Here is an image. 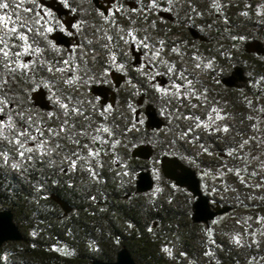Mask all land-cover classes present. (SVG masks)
I'll list each match as a JSON object with an SVG mask.
<instances>
[{
  "label": "trees",
  "instance_id": "obj_1",
  "mask_svg": "<svg viewBox=\"0 0 264 264\" xmlns=\"http://www.w3.org/2000/svg\"><path fill=\"white\" fill-rule=\"evenodd\" d=\"M35 1L0 0V4L7 5L0 8V19L5 25V32L0 34V111L8 105L7 111L14 108L18 114L15 128L0 138V210L12 212L23 235L21 241H8L0 246V264L113 261L122 246L138 264H207L211 261L264 264V239L260 236L264 231V167L256 164L257 152L264 144V132L259 131L258 123L264 122V56L247 52L242 43L243 37H259L264 44V34L258 36L256 31V9L264 5V0H250L247 6H228L223 10L207 5L204 0H197L200 3L195 5V9L201 8L202 12L205 9L223 16L221 31L210 30L211 34L220 32L223 37L217 47L212 45L209 49L225 61L223 67H217V76L226 74L235 64L245 68L248 81L238 89L225 88L217 78L212 79L214 75H210L206 84L201 63L198 69H190L191 40L187 26L193 24L199 28L200 25L188 18L189 0H174V9L161 5V0H135L137 7L129 9V15L106 17L93 12L91 7L89 11L86 5L92 19L88 26L93 29L94 23H102L111 33L123 26L129 34L123 35L128 47L135 44L138 37L143 38L142 21L148 26L144 33L149 37L158 35L170 42L164 49V64L170 72L163 74L167 83L158 87L163 91L174 86L172 94L176 96L147 100V72L155 68L151 65L147 68L142 61L138 67L126 64L127 81L120 88L114 106L108 107H101L89 96L88 81L78 89L76 84L65 81L64 67H69L68 72L74 74L84 72L85 78L94 73L97 63L89 62L86 54L84 57L71 55L55 47L49 39H43L38 27L41 25L34 14ZM86 1L82 0L84 5ZM164 6L174 14L173 22L157 18L156 11ZM129 27L130 30L135 27L137 33H130ZM246 28L249 29L247 34L242 31ZM174 36L178 39L171 40ZM79 45L72 49L79 50ZM142 47V52H146V47ZM204 48V45L197 48L201 55ZM117 51H111L113 56H110L115 57L111 62L114 69L120 66L118 59H126L121 52V56L115 55ZM54 58L60 63L61 91L58 102L45 111L33 105L31 91L41 84L40 79H47L46 73L53 68L50 65ZM82 67L86 68L78 72ZM183 69L187 71L181 72ZM174 74L180 76L176 77L177 81ZM76 81L82 83L80 79ZM140 96L146 104L153 102L157 113L164 116L160 129H146L139 116L135 121ZM9 105L14 107L9 110ZM164 105L172 106L171 110L177 115L174 129L168 126L165 112L161 110ZM35 113L43 115L45 120H38ZM95 114L97 123H104L115 137L111 138L112 142H106L104 148L94 141L101 148L99 155L90 159L83 148L86 139L91 140L89 133ZM136 127L140 130L136 136L145 135L141 142L149 141L153 145L149 160L131 157L130 145L124 151L118 148L122 133L132 132ZM168 128V136L161 137L165 144L159 142L156 137ZM152 139H157V144L154 145ZM163 155L177 156L193 168L205 195L203 178L211 179L226 190L222 199L208 197L214 203L231 206V210L215 217L208 225L194 223L190 218V200L185 204L186 212L176 207L177 198L192 200V195L164 177L155 200L145 199L154 193L153 187L136 193L134 183L138 171L148 169L149 161H159ZM11 160L17 161L19 166H9ZM127 182H130L129 187L125 185ZM51 194L64 199L71 211L64 214L50 198ZM232 212L238 214V223L235 228L224 229L221 221ZM248 237H252L249 245L248 240H243V244L239 240Z\"/></svg>",
  "mask_w": 264,
  "mask_h": 264
},
{
  "label": "rangeland",
  "instance_id": "obj_2",
  "mask_svg": "<svg viewBox=\"0 0 264 264\" xmlns=\"http://www.w3.org/2000/svg\"><path fill=\"white\" fill-rule=\"evenodd\" d=\"M132 1H135V0H132ZM256 10L259 13V14L257 13V16H256V19H257L256 20V23H257L256 31H257V35L259 36L261 34L262 35L264 34V5H258V8ZM143 24H144V22L142 21L140 24V25H142L140 28V31L143 34V38L138 37L134 43L140 49H144L142 46L146 47V52L144 51V53L141 57V60L144 62L145 65H147L146 66L147 68H150L151 66L155 68V69L151 68V70H150L151 72H149V71L147 72V88H146V90L148 92L146 94L148 96L147 100L148 99H154V101H156V100L160 99L159 96L163 97L164 95H166V97L167 96L169 97L171 95L176 96V95L172 94V92H174L172 90L174 86L173 87L170 86V88L166 87L165 90L162 91V90H159L158 84L154 81V77L156 75H163V74H166V72H170L169 69L166 70L167 68L165 67V64H164L165 63L164 62V56H165L164 49L167 47V42H168V44L170 42L168 40H166L165 37L161 38L158 35H155L153 38L149 37L148 34L144 33V30L148 26L146 27ZM94 26L95 27L92 29L91 26L87 25L86 31L82 32V34H81V44L79 45V50L84 52L82 55L86 54V56L90 57V59H88L89 62L97 63V65H98V66L96 65L97 68L94 71V73L90 74L88 77L84 78V75H86V74L84 72L81 73L82 77H81L80 81H82V83L79 82L78 85L81 84V86H83V85L85 86V82L88 81L89 88L91 85L97 84V83H105V84L109 85V83H110L109 73L114 69V67H111V66H113V64H111V62L114 61V59H115V57L110 58V56L112 55L111 51H113L114 49L118 50L115 55H120V52H121L122 54L129 56L130 60L132 59L130 52H129V47H128V45L125 44V42L123 40L124 34L129 35L127 30L123 29V26L117 27V29H118L117 32H113V33L108 31L109 30L108 27L103 25L102 23L96 22V23H94ZM124 27H126V26H124ZM152 29H154V27H152ZM247 29L248 28H246V30H242V31H245V33L247 34V32H248ZM4 32H5V25L3 23V19H0V34H3ZM129 32L130 33L131 32L137 33V29L134 27L130 30V27H129ZM150 34H152V33H150ZM112 37H114V39H112ZM143 39H146V42H144ZM174 39H178V36L172 37L171 40H174ZM255 39L260 40L262 42V40L259 37L255 38ZM250 41H252V39H249L247 37L246 38L243 37L242 43L247 47V44ZM240 44H241V42H240ZM55 56L58 57L57 54H55ZM25 57L27 59V56H25ZM54 59L55 60L50 65V67H53V68H51L49 70V73H46L47 79H45V81H44V79H40L38 81V83H41V84L35 85V87H33L32 91H31V92H33L39 86L42 87L45 90L47 99L49 100L51 105L54 102H58L59 94L61 91V81H60L61 80V71L59 69L60 63H59V60L56 62V58H54ZM51 60H52V58H51ZM118 60H120V59H118ZM118 60L116 62H118ZM118 64H120V63L118 62ZM30 65H31V63H30ZM84 68H86V67L79 68L78 72L81 70H84ZM116 70H118V68ZM186 71H187L186 69L181 70V72H186ZM166 75H168V74H166ZM174 76H175L174 81H177L176 77H180L178 74H174ZM200 76H201V74H200ZM152 80L154 81L153 84H151V83L149 84V82ZM157 87H158V89H157ZM153 88H155V89H153ZM88 92H89V90H88ZM177 93L178 92H176V94ZM79 94H81V91H79ZM146 103L147 102H143V104L141 105V113L139 115V119L142 123V126H144V120H145L142 108H143L144 104H146ZM150 103H152L154 105L153 102H150ZM162 103H164V102H162ZM9 106L11 107V105H9ZM7 107H8V105H7ZM7 107H5L3 111H0V115L2 116V118H0V138L2 137L3 134L4 135L9 134L11 128H15V126H16L15 121H16V117L18 116V114L16 113L14 108L12 109V107H14V106H12L11 108L9 107V110L12 109L11 111H7L6 110ZM171 107H170V105H164V106H162L161 110H163V112H165L164 115H165V118L167 119L166 121L169 123L168 126L172 127L174 129L176 127V124L174 123V121L177 118L176 117L177 115L174 114L175 112H173L171 110L172 109ZM34 115L40 121L45 120L43 118L44 117L43 115H40L37 113H35ZM159 116L164 119V116H162V114H159ZM97 117H98L97 114L92 116V125H91L92 129H90V133H89L90 134L89 137L91 138V140L89 141V139L87 138L86 139L87 141H85L86 144L83 148V151H85L87 154V158H90V159L93 158L94 156H98L100 148L101 147L104 148L106 142L108 143L109 140H110V142H112V139L114 140V137H115V134H112L109 130V127H107L104 123H102V122H101V124L97 123V121H98ZM99 119H100V117H99ZM33 120H35V119H33ZM258 123L260 125L259 131L264 132V122L261 121ZM139 131L140 130L137 127L132 132L124 131L122 133L123 139L122 140L119 139V141H118V148H120L121 150L124 151L130 145L131 146L130 150H131L134 146H136L138 144L145 143V142H141V139L144 138L145 135L144 136L143 135L136 136L139 133ZM169 133H170V131L168 128V130L166 129L165 132H162L163 135H159L156 138H158V141L161 142L162 140H164L161 137L162 136H168ZM118 134L119 133H116L117 137H118ZM133 135H134V137H133ZM129 138H130V140H129ZM259 138H260V136H259ZM132 140H135V141L133 142ZM152 140H153L154 145L157 144L156 143L157 139H152ZM94 141L97 144H99L101 147L100 146L97 147L96 143ZM93 142L95 144H92ZM162 142L165 144L164 141H162ZM146 143H149V144H151V146H153L152 143L149 141ZM1 161H2V157L0 155V162ZM111 164H112V162L110 163V166H111ZM256 164L258 165V167L259 166L264 167V144H262L260 146V148L257 152ZM11 165L14 167L19 166L17 161H12V160L9 161V166H11ZM148 165H149L148 169L150 170L151 176H152L153 181H154V185H153V189H154L153 192L154 193H152L150 196L148 195L145 198V199H147V201L149 199L155 200L154 198H157L156 190L160 189L161 185H163V176H162L160 168H159V161H149ZM129 184H130V182H127V184H125V185L129 187ZM202 184H203V187H205V189L207 190V196L209 195L211 198L213 197L214 199H217V198L222 199L226 196V194H225L226 190H222L221 186L219 187V186L215 185L214 181H212L211 179L203 178ZM189 200L191 202H193V199L191 200V199H188L187 197L177 198L178 202L176 204V207L181 209V211L186 212L185 204ZM147 201L145 203L148 205ZM211 202L214 203L213 200H211ZM142 206H144V204ZM149 206H150L149 208L151 209L153 207V203L152 202H151V204L149 203ZM237 215H238L237 213L234 214L233 212L229 215H226L224 220L221 221V223L223 224L222 226L225 227L224 229L228 230L231 228V226H234V228H235L236 223H238V220L236 218ZM250 220H251V218H250ZM262 224H264V223H262ZM260 234H261L260 236L264 239V231H263V233H260ZM251 239H252V237H248V238H244V239L239 238V240H241L242 244H243V240H245V241L248 240V242H247L248 245H249L250 241H252Z\"/></svg>",
  "mask_w": 264,
  "mask_h": 264
},
{
  "label": "water",
  "instance_id": "obj_3",
  "mask_svg": "<svg viewBox=\"0 0 264 264\" xmlns=\"http://www.w3.org/2000/svg\"><path fill=\"white\" fill-rule=\"evenodd\" d=\"M96 8L101 9V5L98 0H91ZM39 2L47 8L52 9L60 17L63 14H67L68 10L63 8L62 5L56 0H39ZM104 13L106 11L104 10ZM158 15L172 20L169 13L160 11ZM74 17H69L63 20L67 29L70 26ZM189 33L194 38L204 40L195 29L189 28ZM50 39L54 41L56 45L69 47L70 38L61 31H55L51 34ZM247 50L264 56V44L260 40H252L247 44ZM129 51L132 57L131 65L138 66L141 64L142 50L136 48L135 44L131 43ZM109 77L113 84V88H117L124 80V75L117 71H111ZM247 80L244 73V69L236 65L232 68L230 73L223 78L221 82L226 87H238L239 83H243ZM154 81L159 86H164L167 83V79L163 75H156ZM91 94L100 97L101 103H105L110 94V100L113 103L115 101L114 89L103 85L93 84L90 89ZM32 103L35 107L41 110H50L51 104L47 99L46 92L42 87H38L31 93ZM143 98H140L137 102L139 107L135 110V121H138V116L141 113V105ZM144 126L148 130H158L164 125L163 119L157 113L156 108L152 104H144L143 108ZM0 118L2 116L0 115ZM153 148L148 143H142L134 146L130 155L133 158L140 160H149L153 155ZM159 168L162 176L174 183L175 186L185 188L193 197L191 205V221L194 223H203L208 225L215 217L228 213L231 210V206L220 204L218 202L212 203L207 195L202 192L200 186V179L196 171L182 162L177 156L163 155L159 159ZM154 184L149 169H142L138 171L135 178V192L144 193L152 189ZM50 198L56 202L62 209L64 214L71 211V206L60 196L51 194ZM155 226L156 223L154 222ZM23 239L22 232L13 220V214L10 210H0V246L8 241H21ZM91 264H138L132 257L129 250L122 246L116 253V258L113 261L92 260ZM207 264H216L211 261Z\"/></svg>",
  "mask_w": 264,
  "mask_h": 264
},
{
  "label": "flooded vegetation",
  "instance_id": "obj_4",
  "mask_svg": "<svg viewBox=\"0 0 264 264\" xmlns=\"http://www.w3.org/2000/svg\"><path fill=\"white\" fill-rule=\"evenodd\" d=\"M56 1H58L62 5L63 8L68 10L67 14H63L62 16L59 17L55 11H53L52 9L47 8L44 5H42L39 2V0H36L33 4L34 14L37 17L36 20L41 25V28H40V26H38L39 31L41 33V36L43 39L47 38L50 41H52L50 39L51 34L55 31H61L62 33H64L66 36H68L70 38L69 47L66 48V47L61 46V45H56L54 43V41H52L53 45L55 47L63 48L64 51H66L67 53H69L71 55H77L79 57L80 56L84 57V55H82L84 52H82L78 49H72V48L74 46L79 45L82 32L86 31L87 25H89L90 22L92 21V19L89 18L90 15H89L88 8L86 7V5L89 6V9L91 7L93 12H95L98 15H101L103 17H106L109 14H112V15H129L128 10L134 9L137 7V4L132 0H98L99 4L102 7L101 9L96 8L93 5L91 0H87V1L85 0L86 1L85 5L82 2V0H56ZM204 1L207 5L216 7L217 10L227 9L228 6L230 8H240L242 6H247L245 4H248L250 2V0H204ZM147 2H148V0H147ZM196 3H200V2H198L197 0H189L188 1L189 9H190V13L188 15V18L193 23L196 22L197 24L200 25L199 28L195 27L193 24L187 26V32H188L189 38L191 40L190 41V47H189L190 50H189V55H188V65L190 66V69H192L193 71L198 69L200 67V63H201V68H202V71L204 74V79H205L206 84H209V81H207V80L211 78L210 75H214V77L212 79L217 78L219 83L222 84L221 78L228 75L234 66L239 65L244 69V73L246 75L247 80L243 83H239L238 87H226L223 84L222 85L225 88H229V89L240 88L243 84L247 83V81H248V76H247L245 68L240 64H235L231 67V69L228 72H226V74L221 75V76H217V75H219L217 67H219V66L223 67L225 65V61L222 58H217V56H215V54L212 53V50L209 49V48H211L212 45L217 47L219 45L221 38L223 37V34L221 35L220 32H219V34H216V33L211 34L210 33V30L211 29L214 30L215 28L220 29V31H221V29L223 27L222 22H224L223 16L221 14L219 15L218 13L211 14L210 12H208V10H205V9H204V12H202L201 8L195 9ZM165 4L170 5V7L172 9L176 8V6H175L176 3L174 0H161V5H165ZM104 10L106 11V13H104ZM89 11H91V9ZM160 11L169 13L172 17V20H168L167 18L158 15V12H160ZM156 15H157V18L161 21L173 22L175 20L174 14L171 11H169L166 8V6L159 7V9L156 11ZM212 15H213V17H212ZM72 16L74 17V19L72 20L70 26L67 29L66 25L63 23V20H66ZM189 28L195 29L202 37H204V40H201L199 38H194L189 33ZM252 40H256V39H252ZM203 45L205 46V48L203 50V55H201L198 52L197 48L202 47ZM138 49H140V48L138 47ZM140 50H142V49H140ZM246 50H247V47H246ZM247 52L254 53V52H251L248 50H247ZM254 54H257V53H254ZM142 55H143V52H142ZM28 58H30V57H28ZM85 58L90 59L89 56H86ZM131 61H132V59L130 60L129 56H126L125 60H123V61L119 60L118 61L120 63L118 70H116V69L112 70V71H117V72L121 73L122 75H124L123 82L117 88H113V84L111 82V79H110L109 85H107L105 83H97V84L106 85V86L114 89L115 101L113 103L109 99L110 94H108L109 98H107L106 102L102 104L101 103L102 99L100 97H97V96L91 94L90 89H91L92 85L90 86V88H88L89 89V96L93 97L100 104L101 107L114 106V103L116 102V99L118 96V92L120 91V88L123 86V84L127 81V78H128L126 75V64H128L130 66ZM141 64H142V60H141ZM140 65H138V66H140ZM138 66H132L131 65V67H138ZM68 71H69V67H64L63 78L65 79L66 82L76 84L75 88L78 89L79 85H78V82L76 81V79H81L82 74L81 73L74 74V73L68 72ZM73 78H74V80L70 81V79H73ZM140 98H143V96H140L137 99V102ZM142 104H143V101H142ZM45 111H49V110H45Z\"/></svg>",
  "mask_w": 264,
  "mask_h": 264
},
{
  "label": "snow or ice",
  "instance_id": "obj_5",
  "mask_svg": "<svg viewBox=\"0 0 264 264\" xmlns=\"http://www.w3.org/2000/svg\"><path fill=\"white\" fill-rule=\"evenodd\" d=\"M7 5L6 4H0V8H6ZM5 55H7V53H5ZM225 131H227V129L225 128ZM21 155H23V153H21Z\"/></svg>",
  "mask_w": 264,
  "mask_h": 264
}]
</instances>
